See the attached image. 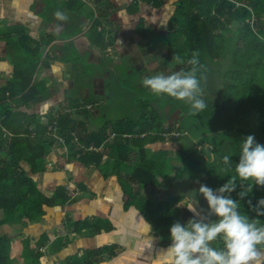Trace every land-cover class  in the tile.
Listing matches in <instances>:
<instances>
[{
	"label": "trees",
	"instance_id": "16d2710c",
	"mask_svg": "<svg viewBox=\"0 0 264 264\" xmlns=\"http://www.w3.org/2000/svg\"><path fill=\"white\" fill-rule=\"evenodd\" d=\"M145 1L157 7L162 0ZM177 2L175 18L170 17L167 31L172 30L170 32L179 39L180 45L174 48L169 41L159 42V49L166 50L165 56L152 55L147 62L149 65L165 66L170 69L181 64L182 67L178 71L187 72L192 67L187 61L192 58L193 52H198V60L202 67L199 68L197 76L204 77L201 86L203 92L206 90L203 99L208 105L204 111L193 115L189 113V106L183 101L152 95L143 87L142 79L154 74L143 69L144 74L139 72V77L123 76L120 85L111 90L118 93L111 98V102L112 100L114 104L120 102L122 115H125L110 121L113 124L115 143L102 145L106 135L105 131L100 129L101 131H94L93 134L80 138L85 146L73 151V144L70 142L73 135L69 131L73 129V113L66 112L57 119L58 134L64 136L68 145L70 154L68 160L81 161L85 166L100 168L106 166L103 149L118 158L117 164L126 173L119 178L125 196L126 210L131 207L138 209L150 219L154 224L153 229L159 232L165 241H169L170 227L174 222L186 223L180 219L181 210L177 206L185 196H192L195 202L198 201L207 209L204 198L195 194L197 186L203 183L216 189L235 175L234 167L239 162L240 143L243 139L253 135L257 143L264 145V0H177ZM80 3L75 9H71L69 3H66V7L68 6V10L79 11L82 7ZM129 13L137 14L138 7L132 6ZM139 20L136 32L145 39L150 28L142 25V17H139ZM232 23L236 25L235 29L229 28ZM34 56L38 58L39 55L35 52ZM177 57L184 63H180ZM161 60L164 62H160ZM31 61L16 67V75L12 81L4 85L1 83L0 100L20 96L16 98L18 104H28L29 100L37 97V93L41 94L40 89L44 88L45 84L33 82L37 62L35 58ZM208 61L224 63L219 72L213 74L224 79L221 80V84L217 85L211 76L212 73L206 69L204 63ZM227 65H230V68ZM116 69L122 71L120 67ZM216 89L220 92L214 100L208 93L211 94ZM151 102L156 104L152 105ZM169 104V114L177 120L174 127L159 116V112L169 107L166 106ZM112 107L113 104L109 110ZM172 107L180 108L182 117L179 118L177 112L173 110L171 112ZM79 112L81 111L75 113ZM0 115V264H13L9 255L15 230L21 231L28 223L42 221L47 213L45 206L64 207L71 199V195L65 186L58 185L52 190L51 196H46L37 180L26 174V168L21 165V162L26 164L32 174L42 171V162L49 154L54 141L50 136H46L47 127L36 126L37 131L33 136L27 127L17 128L12 118L15 119L20 114L12 109L9 102H0ZM4 130L11 132L12 136L4 135ZM206 130L214 134L212 139L222 152H218V157L215 144H211L216 161L206 160L195 149L192 141L203 143L201 136ZM238 136H242V139L240 140ZM5 140H9V143ZM158 141L177 146L176 156L173 158L175 171L172 176L167 177L169 171L166 170V165L172 158L165 156L166 151H150L146 148L148 144ZM225 144H229L228 153L223 150ZM225 155L230 156L232 161V168L227 173L223 172L222 157ZM160 178H165L166 195L156 198L146 194L150 186L160 184L158 181ZM220 179H223L221 183ZM237 183V189L230 194L231 197L238 200L242 213L250 218L259 219L260 224L264 225V216L257 217L248 204L251 200L255 205L259 198L264 197V187L253 186L252 191L241 199L238 193L246 190L248 182L237 179ZM81 187L83 191L87 189L84 185ZM96 220L95 216H85L75 221L68 219L66 223L71 225L75 232L74 237L78 238L84 231L93 230L97 235L103 229L108 230V227H101L97 223L93 225ZM4 225L17 229H13L12 234L4 233ZM59 241L60 239L56 238L55 242ZM29 243L28 239L22 242L24 264H40V251L31 249ZM55 246L57 248L54 247V251L59 250V246L56 244ZM211 246L222 248L223 242L218 238L211 242ZM96 252L98 253L87 249L82 259L74 256L72 264L79 262L97 264L100 259L94 256Z\"/></svg>",
	"mask_w": 264,
	"mask_h": 264
},
{
	"label": "rangeland",
	"instance_id": "374dc122",
	"mask_svg": "<svg viewBox=\"0 0 264 264\" xmlns=\"http://www.w3.org/2000/svg\"><path fill=\"white\" fill-rule=\"evenodd\" d=\"M73 0H65V2L70 4V8L75 9L79 6V2L81 6L85 4V6H88V11L92 14V18L88 20L81 21V31L84 32L93 27L96 26V30L98 31L100 28L103 27V36L106 37V44L103 45L104 49L101 51V54L108 58V62L102 61L101 63H105L106 67L111 72V75L115 77V80L106 82L105 79H103L102 71H104V66L98 62V61H89L84 59L85 57L80 58L76 60L77 62H71L69 67L63 66L64 71H61V65L59 67H50V72L46 74V77L49 76L52 79L49 80V83L56 82L55 86H58L59 92L55 95V100L52 102H49L48 100L44 102V104L36 106L33 110V114L40 117V119L45 122V126L47 127V130L45 131L46 136H50L54 141L52 143L51 150L48 155L44 157V160L42 162V171H38L34 174L31 173V171L27 168L26 164L21 162V165L26 168V174L33 176L35 180H37V183L40 184V188L43 190V193L46 196H51L52 188L54 189L58 184L65 186V189L68 191V193L71 195V199L69 200L68 204L64 207H48L45 206L47 213L42 218V221L27 225L26 228H24L22 233L18 235V238H26V235L32 234V232H29V230L33 231V234L35 235H41V233H44L48 237L50 236L53 241L56 239V234L58 232L66 233L65 238H72L75 235V232L72 230V227L70 224H67V220H80L83 216L92 215V217L97 218V225H100L101 227L107 228L108 222L105 223L104 216H108L110 218H113L115 220V226L119 229L123 230L124 232L120 234H126L135 237L138 235H144V234H150L151 236H155L158 238L159 232L157 231H151L147 226L143 225V223L139 222L135 224L134 219L131 217L129 221L124 222V224L119 225V217L118 212L115 209V203L117 200H119V196L117 193V190H120L118 184V179L122 175H126L125 172H123L119 165L117 164L116 160L118 159L116 156H114L112 153L105 152L107 156V162L106 166H102L100 168H96L94 166H85L81 161L76 160H68L70 157V154L68 152V145L66 143V140L64 139V136L62 134H58V124L57 119L60 115L66 113V112H78L76 113V117L73 115V129L69 130L72 133V139L70 142L73 144V151L79 150L80 148L84 147V141H80V138H84L87 135H90V132L97 131L98 130V123L91 122L88 117L91 116L92 118H95L96 113H103L104 116L101 115V118H105L110 114L111 118H115L113 116L117 115V113L121 112V106L120 102L118 104H114V100L111 102V98L118 95L117 91H109V88L112 87H118L121 81H123V76H129V75H136V77L140 76L139 72L144 74L143 69L148 70L151 74H157V73H164V74H170L172 72L178 71L182 65H175L172 69L165 67V66H153L149 65V59H151V56H165L166 50L159 49L160 45L159 42L166 43L169 41L175 48L176 46L180 45L179 39L174 36L170 30L168 29L169 19L172 16L175 18L174 10L176 9L177 0H162L160 5L157 7H153L146 3L145 0H129V1H123L127 5V11L130 10V8L133 6L138 7V13L137 14H128L127 11L124 9L116 11L115 14L111 15L108 14L109 6H106L107 2H101L100 0H78L77 2ZM112 0L111 2H113ZM24 4L25 2L21 1L20 4H18V16L17 19L20 20V22H25V18L22 17L25 13L24 10ZM4 5V3H3ZM6 7H12V4H7ZM108 7V9H107ZM58 11V8H56ZM61 10V9H60ZM146 11V15H142L143 12ZM62 12V11H61ZM71 12V11H70ZM108 12V13H107ZM82 17V16H81ZM81 17H77L78 19ZM139 17L143 18L142 25L144 27H149L150 30H147V38H142L137 32L136 27L139 25L140 20ZM75 19V18H74ZM102 19V23L101 22ZM81 20V19H79ZM79 20H61V22L68 24H74L76 21L77 23H80ZM96 21H98V25L96 24ZM236 25L234 23L229 25L230 29H235ZM54 30V29H53ZM50 31L48 33L51 34ZM167 31L163 34H157L159 32ZM172 31V30H171ZM26 31L22 29L18 35L22 36H28V43L29 44H37V39H46V35L43 34L42 36H38L37 32H33V30L29 29L28 33H25ZM49 35V34H48ZM228 35H232L228 33ZM80 36V35H79ZM83 38V37H82ZM84 39V38H83ZM85 40V39H84ZM78 42H81V39H77ZM138 45L140 44L138 53L134 56V58L127 61V59H124L122 62H119V56L123 52L124 45L127 47L126 51L128 53L133 50L132 45ZM83 45H80L79 47L82 48ZM89 46V45H88ZM42 47V46H41ZM45 47V45H44ZM43 47V48H44ZM84 47V46H83ZM87 47V46H86ZM47 52V50H46ZM136 50H133V53H135ZM6 52L4 49L0 51V58L3 60H0V81H4L10 78H15V73L13 75L12 69L8 64H6V58L5 54ZM49 53V52H47ZM50 55V53H49ZM109 55V56H108ZM143 55V56H142ZM108 56V57H107ZM52 62V61H49ZM87 62V63H84ZM111 62V63H110ZM160 62H164L161 60ZM5 63V64H3ZM21 63V62H18ZM78 64V65H74ZM118 64H123L124 68L123 74H122V80H119L118 73L115 71V67L117 68ZM39 65V64H37ZM206 69L211 74L212 78L214 79V82L219 85L221 84V77H216L213 74L216 75L217 72L223 67L224 63L222 62H213L208 61L204 63ZM227 67L230 68V65H227ZM36 68V67H35ZM37 70V71H36ZM181 71V70H180ZM36 75L40 74L39 68H36L34 71V74ZM63 74V75H61ZM100 76V77H99ZM45 78V77H44ZM39 80V85L45 81V79ZM42 81V82H41ZM207 86V83H206ZM50 90V87H48ZM56 88V87H55ZM117 90V89H116ZM106 91L109 92L110 97L107 99ZM204 90V94H206ZM219 89H216L213 93H208L210 95V98L217 99ZM104 93V94H103ZM84 95V97H83ZM87 95V97H86ZM14 99V98H12ZM10 99V100H12ZM9 97L5 98L4 100H0V102H7L10 101ZM14 100H12L13 102ZM11 102V101H10ZM13 106H15V102L11 103ZM113 104V107L110 109L109 113V107ZM152 105H155V102H151ZM74 105V107H71ZM166 106H170L166 105ZM169 108L166 107L162 109L159 112V116H161L165 122H168L170 126L174 127L175 123H177V120L169 114ZM172 110L174 112H177L179 118L182 117V112L180 108L172 107ZM123 111V109H122ZM84 112V113H83ZM83 113L80 117L79 114ZM137 114V112L135 113ZM160 117V118H161ZM21 121H19V125L26 126L30 132L31 136L35 134V130L32 129L29 125H26V122L24 120L25 117L20 116ZM100 118V119H101ZM173 118L176 120L174 121ZM170 119L171 121H167ZM200 123L197 124L199 126ZM109 127V126H107ZM106 136L105 140L102 142V145L104 144H111L115 143L114 140V134L110 130H105ZM7 134L11 132H5ZM202 135V140L205 143L209 144H215L216 153L219 157V153L217 152L219 147H217L216 142L213 141L214 134H210L209 131H205ZM12 135V134H11ZM239 139H242V136H238ZM190 140V139H189ZM195 143H197L196 140H192ZM193 144V143H192ZM191 144V145H192ZM199 144L198 153H200L206 160L208 161H216L215 155H208V148H205L206 146L204 144ZM241 145V143H240ZM155 151L157 150H165L166 154L165 156L168 158H172L170 161H168L166 167L169 173L167 174L169 176H172L174 174L175 168L173 166L174 163V157L176 156V149L177 146L173 144H163V143H156L152 146ZM223 150L228 153V147L223 146ZM196 152V151H195ZM197 153V154H198ZM222 153V152H221ZM128 161V160H126ZM53 174L55 175V181L52 176L46 177L45 174ZM99 174V175H98ZM103 175H106L104 177ZM104 178H102V177ZM127 176H129L127 174ZM64 177V178H63ZM68 177V179H67ZM165 178H160L158 181L160 184L157 183V185H152L150 188L147 189L146 194L153 195L155 197H161L165 196L167 193L166 187H164ZM223 179H220V183ZM123 181V179H122ZM178 182V181H173ZM172 183V182H170ZM82 184V185H81ZM86 186L89 189H86L83 191L81 186ZM212 189L215 190V188ZM218 189V188H216ZM196 194V192H195ZM203 198V197H201ZM189 202L196 203L194 198L190 195L185 196L179 203L178 206L181 210V220L188 221L190 218H192L193 213L189 211L185 205H187ZM200 204V203H199ZM197 210H203V207L201 204L198 206L196 204ZM132 211H128L127 213H131ZM130 215V214H129ZM2 217V216H1ZM112 219V220H113ZM25 224V222L23 221ZM92 225V227H94ZM130 225V226H127ZM8 227V225L3 226V230ZM9 230L17 229L16 227H12ZM115 229L117 230V228ZM105 231V229H103ZM118 233V234H119ZM12 236V235H11ZM14 236V235H13ZM12 236V238H13ZM80 237L94 240L93 238H96L95 233H93V230L84 231V234ZM79 239V237H78ZM100 239V237H99ZM74 240H77L74 238ZM170 241V238H168ZM14 243L12 242L10 251L13 250ZM91 249L93 251H98V253H94L95 257L100 259V262L97 264H106L107 260H104V257L111 253L113 250H115L117 247L109 245V243L102 241L100 239V243L98 247L96 248V243H91ZM113 245V244H112ZM34 246V245H33ZM138 246V244H137ZM136 246V248H137ZM93 247V248H92ZM108 247H111V249H108ZM166 247L163 243L160 242L159 248L162 251V248ZM132 250L134 249V243H131ZM135 248V249H136ZM35 250H39V246L36 244L34 247ZM84 250V249H83ZM49 251V249H48ZM47 249H42L40 251V264H57V262H51L52 256H56L55 254H51V247L50 251L48 252ZM113 253V252H112ZM10 258L13 262V264H24V259L21 253H16L15 251H12L10 253ZM22 258V259H21ZM159 258L158 255L155 254L154 259L151 261L153 264H156L157 259ZM149 258H146L142 261H140L138 264H144L147 262ZM55 260V259H53ZM135 255L131 256V259L129 261H124V264H136L135 263ZM43 262V263H42Z\"/></svg>",
	"mask_w": 264,
	"mask_h": 264
},
{
	"label": "crops",
	"instance_id": "0c3cea01",
	"mask_svg": "<svg viewBox=\"0 0 264 264\" xmlns=\"http://www.w3.org/2000/svg\"><path fill=\"white\" fill-rule=\"evenodd\" d=\"M21 1L25 2L24 4L25 13L22 16L25 18V22L23 23L20 22L19 19H17V16H18L17 15L18 14L17 5L20 4ZM74 1L75 0H73L72 2ZM100 1L108 3L106 6H109L110 9L108 12L110 13L108 12L107 13L113 15L115 14V10L119 11V10L124 9L125 11H127V5L123 1H129V0H123V1L114 0L113 2H111L112 0H100ZM66 3L67 2H65V0H0V51L4 49V51L6 52L5 58H6V61H9V62H6V64H8L12 68L10 70L12 71L14 75V73L16 72L17 66H22L27 61L32 62L31 60L35 58V62L39 64V65H36V68H39L40 74L38 75H36V73L34 74L33 82L42 80L45 77L44 78L45 81L43 82L41 81L42 84L43 83L45 84V87L44 88L42 87L40 89L43 93L42 92L41 94L37 93L36 94L37 97H35L33 100H29L28 104H23V103L18 104V100H16V98H20V96L14 97V99H12V97L9 98V100L10 99L14 100L13 102L12 100H10L11 102L7 101L9 102V105H11L12 109L17 110L20 116L25 117L24 120L26 122V125H29L35 131H37L36 126L38 125L45 126L44 125L45 122H43L39 116L33 114L34 112L33 109L38 105L44 104V102H46L47 100L49 102L51 101L53 102L55 100L54 93L56 94L57 91L59 90L58 86H55L56 88L53 87L54 85H56V82L49 83V80L52 78L49 76L46 77V74H48L51 70L50 67H56V66L59 67V65H61V68H62L61 71H64L63 66H66V67L72 66L70 65L71 62H77L76 60L80 58L83 59V57H85L84 59L86 60L98 61L100 63L102 61L104 62L109 61L108 58L104 57L101 54V51H103L104 49L103 45H105L107 41L106 37L103 36V32H102L104 25L98 31L96 30V26H93L87 29L85 32L83 30L81 31V21L88 20L93 17L92 14L87 9L89 7L85 6L84 4L81 8H79V11L68 10V6L66 7ZM7 4H12V7H6ZM56 8H58V11H62L63 13H65L67 15V18L71 19L72 21L75 19L77 20L81 19L79 20L80 23H77L76 21L74 22V24H69V22L68 24L61 22V20H59L54 15V13L57 12ZM127 13L130 14L129 11H127ZM146 13L147 12L144 11L142 15H146ZM77 17H81V18L78 19ZM101 22H102V19H101ZM96 24L98 25V21H96ZM22 29L26 31L25 33H28L29 29H31L33 30V32H37L38 36H42L43 34H45L46 39H37L38 41L37 44H29L28 36H22L21 34L18 35V33L22 31ZM52 30L53 32H51V34L48 33ZM91 30H93L92 33H91ZM77 39H81L82 43L78 42ZM80 45H83L84 47L82 46V48H80L79 47ZM139 45L140 44L132 45L133 50H136L135 53H133V50L128 53V51H126L127 47L124 45L123 52L119 56V59H120L119 62H122L124 59H127L128 61L134 58V56L140 50L138 47ZM46 50L47 52L50 53V55L49 53L46 52ZM35 52H37V55H39L38 58L34 56ZM0 60H3V59L0 58ZM49 61H52V62H49ZM18 62H21V63H18ZM104 62L101 63L104 66V71H102L103 74L101 77L105 79L106 82H108V80L109 81H112L113 79L115 80V77L111 75V72L106 67ZM84 63H87V62H84ZM74 65H78V64H74ZM118 67H120L121 69L124 68L123 64H118L117 68ZM115 71L118 73L119 80H122L123 70L117 71L115 67ZM13 78L0 81V85L1 83L4 85L8 81H12ZM112 86L109 88V91L113 89ZM48 87H50V90H48L49 89ZM105 97L107 99L111 98L109 92L106 91ZM1 100H3V98ZM14 102L16 103L15 106L11 104ZM83 113L79 114L78 117H80ZM109 113H110V110H109ZM73 115L76 117V113L74 111H73ZM101 115L104 116L103 113H96L95 118H92L91 116H89L88 119L91 122L98 123V130L101 129L104 131L106 129L107 130L111 129L112 131L113 124L110 123L112 119L125 116V115H122V112L120 113L118 112L117 115L113 116L115 118H111L110 114L105 118H101ZM20 116H16V118L15 119L12 118V120H13V123L16 124L17 128H24L26 126H21L18 124L19 121H21ZM93 132H90V134H93ZM4 135H7L8 137L12 136L11 133L9 134L5 133ZM105 135H106V132H105ZM5 141L9 143V140H5ZM156 143H161V142L158 141L152 144H148L146 148H148L150 151L151 150L155 151V149L152 146ZM5 145L7 144H3V146ZM197 148H199V145L197 146ZM102 152H103V157L105 161L107 162V156L105 154V152L107 151L103 149ZM166 170H167V167H166ZM45 175L47 178L52 176V178H54L53 181H55V175L48 174V173ZM103 176L106 177V175H103ZM117 183L120 184L119 186L120 190H117L119 200H117V202L114 205H115V209L118 212V217H119V222H120L119 225L124 224V222L126 223V221H129L130 218L132 217L134 219L135 224L141 222L143 223V225L147 226L151 231H153L154 224L151 223L148 217H145L140 211H138V209L131 207L126 210L125 196H123V187L121 185L120 179H118ZM87 189L89 188L87 187ZM162 197L163 196L156 197V198H162ZM128 211H132V212L127 213ZM88 216L92 217V215H88ZM84 217L85 216L81 217L80 219ZM104 218H105V221L108 222L107 224L108 230H105V231L102 230L100 233H97V235H95L96 238H93L94 240L85 239L80 236L78 239L77 237H74L75 235L71 239L70 238L68 239V238H65L67 237L66 233L57 231L56 238L60 239V241L56 243L55 242L56 239H55L52 243L53 239L49 240L51 239L50 236L49 237L48 235L45 236L44 233H41L40 236L35 235L33 234V231L31 230H29V232H32V234L26 235L27 237L25 239H28V241L30 242L29 246L31 249H34L35 245L37 244L39 246V251H42L43 248L47 249V251L49 249L48 252L52 251L51 254H55L56 256H52L51 262L56 261L57 264H72V260L74 256L82 259L84 252L87 249H90L93 251V249H91L90 244L96 243V248H97L100 243V239L102 241L109 243L111 247L113 246L117 247L115 250L112 251L113 253L111 252L104 257V260H107L106 264H124V261H129L132 255H135L136 264H138L140 261L146 258H149V259L144 264H153L151 260L154 259L155 254L159 256L161 253V249L159 248L160 242L163 243L165 246H167L170 243L169 241L163 240V238H161L160 236V233H159L158 238H156L155 236H151L150 234L138 235L135 237L129 235L128 233L120 234L119 232L123 233L124 231L115 226V220L108 216H104ZM27 225H29V223ZM27 225L24 228H26ZM127 226H130V225H127ZM8 227L9 228L7 230L6 229L4 230L5 231L4 233L9 232L10 234H12L13 229L9 230L11 227L10 226ZM115 227L117 228V230L115 229ZM15 232L16 234H14L12 238L10 247L13 242L14 245H13L12 251L22 254V242L24 241V238H18V235H20L22 231L15 230ZM83 234L84 233H82V235ZM74 238H76L77 240H74ZM131 243H134L133 250L131 248ZM55 244L59 246V250L57 251H54V247L57 248ZM50 247H51V251H50ZM111 247H108V249H111ZM12 251H10V253ZM21 257H23V255ZM78 264H81V263L79 262Z\"/></svg>",
	"mask_w": 264,
	"mask_h": 264
},
{
	"label": "clouds",
	"instance_id": "9594fccd",
	"mask_svg": "<svg viewBox=\"0 0 264 264\" xmlns=\"http://www.w3.org/2000/svg\"><path fill=\"white\" fill-rule=\"evenodd\" d=\"M54 15L59 20H67V15L61 11ZM198 55V52H193L192 58L187 61L192 66L190 71L146 76L142 79L143 87L156 97L166 96L183 101L189 106L190 114L204 111L208 105L203 99L201 86L204 77L197 76L202 67ZM176 59L184 63L179 57ZM201 144L208 148V155H215L213 144ZM198 145V142H194L197 151ZM217 152H221V149ZM222 161L223 172L227 173L232 168L230 156H223ZM234 172L235 175L218 189L214 190L203 183L197 186L196 195L204 198L207 209L198 211V201L185 205L193 216L185 224L176 221L171 225L170 243L162 248L156 264H264V225L260 224L259 219L242 213L240 203L230 195L237 189V179L248 182L246 190L238 193L241 199L252 191L253 186L264 187V145L257 143L253 135L242 140L239 162L235 164ZM248 204L257 217L264 216V197L259 198L255 205L251 200ZM218 238L222 240L223 247H212L211 242Z\"/></svg>",
	"mask_w": 264,
	"mask_h": 264
}]
</instances>
